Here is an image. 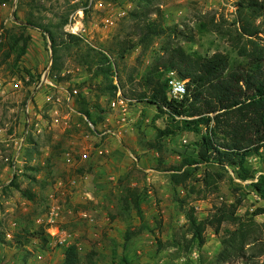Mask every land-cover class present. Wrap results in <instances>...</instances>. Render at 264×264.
<instances>
[{
	"label": "rangeland",
	"instance_id": "1",
	"mask_svg": "<svg viewBox=\"0 0 264 264\" xmlns=\"http://www.w3.org/2000/svg\"><path fill=\"white\" fill-rule=\"evenodd\" d=\"M257 1L262 4V17L252 22L261 32L255 41L264 47V0ZM239 2L0 0L1 82L8 84L19 70L31 77L42 74L53 59L49 35L28 26V18L65 37L71 15L82 11L84 45L111 55L118 64L123 95L135 101L122 123L110 111L114 93L105 90L104 76L81 65L78 46H61L62 74L66 73L61 84L78 94L72 102L59 95L64 120L28 146L18 189L5 191L11 183V165L0 161V264H62L66 248L73 244L83 264H264V213L255 215L264 210V200L250 187L252 181L243 182L230 169L211 166L208 169L213 173L223 174L218 192L207 196L201 193L199 180L204 167L186 187L175 188L168 170L181 165L184 156L192 155L191 147L200 135L182 132L163 138L159 150L151 149L148 144L155 142L157 130L165 129L171 121L155 107L134 99L144 91L143 76L169 46L202 56L223 53L242 60L236 49L240 42ZM66 17L68 21L62 26ZM148 23L166 28L165 34L143 36L142 29ZM21 36L30 40L15 68L14 56L3 60L13 38ZM124 40L139 44L120 60L119 42ZM27 95L26 90L0 93V126L7 129L8 136L21 124ZM80 95L93 112L95 125L80 114ZM107 130L112 133L105 134ZM10 149L5 146L2 151L9 155ZM248 163L255 171V181L264 176V149L261 156L250 158ZM27 166L39 168V172L27 170ZM130 189L140 194L141 216L132 206L127 207L125 198ZM26 191L31 197L25 195ZM238 201L240 224L225 222L219 234L208 228L202 247L191 242L192 235L187 231L191 213L197 222H203L216 207ZM240 228L245 237L243 250H237L234 243L230 245L233 233ZM40 232L47 242L33 237ZM49 232L66 234L67 238L61 244ZM128 233L131 238L127 241Z\"/></svg>",
	"mask_w": 264,
	"mask_h": 264
},
{
	"label": "trees",
	"instance_id": "2",
	"mask_svg": "<svg viewBox=\"0 0 264 264\" xmlns=\"http://www.w3.org/2000/svg\"><path fill=\"white\" fill-rule=\"evenodd\" d=\"M238 6L239 38L240 42L241 39H245V42L241 44L239 42L236 49L242 60H233L223 53L202 56L197 52H187L179 46H169L164 49L163 56L143 76L144 91L136 94L134 99L155 107L161 115L167 116L171 121L165 129L157 130L155 142L148 144L151 149L159 150L163 138L174 137L182 132H195L200 135L199 141L191 147L192 155L184 156L181 165L168 170L171 172L170 180L175 188L186 187L187 181L197 175L200 167H204L202 178L199 180L203 187L201 193L207 196L218 192L223 174L213 173L208 169L216 166L224 171L230 169L236 178L243 182L252 181L250 187L264 200V176H259L255 181V171L248 163L250 158L261 156L264 149V47L255 41L261 32L252 22L262 17L263 8L257 0H241ZM67 21L68 17L64 19L62 26H65ZM34 23L30 18L26 20L28 26L38 28L49 35L53 58L51 71L52 74L59 76L60 83L64 79L61 76L63 67L59 57L60 48L63 45L68 47L75 45L79 48L81 65L88 71L89 69L98 71L97 76L103 75L106 81L105 90L113 95L115 86L112 77L118 72V64L106 50L84 45L79 37L71 34H65L63 37L49 27ZM142 31H145L143 36L147 34L161 36L165 34L166 28L148 23ZM29 40V37L22 36L13 38V44L3 62L14 56V67L17 68L27 52ZM141 42H144V39ZM138 44L128 40L120 41V60H124L127 52L135 49ZM171 71H175L179 79L186 84V94L180 101L169 100L168 97L167 74ZM19 74L20 77L24 74L29 75L22 70H19ZM78 100L80 114L95 125L96 118L87 107L84 97L80 95ZM32 137V135L28 137L30 144L33 142ZM186 166L189 168L185 169ZM26 169L39 172V168L27 166ZM17 179L15 176L10 185L5 187V191L13 187L18 189ZM26 193L27 197H31L30 192ZM125 202L127 207L132 206L138 215H142V200L136 190H127ZM239 203L240 201L235 205L222 204L216 207L215 212L203 222H197L191 213L187 230L192 235L191 242L193 240L202 247L208 228H213L215 233L219 234L225 222L240 224L241 218L236 215ZM261 212L264 213V210H259L255 215ZM2 235L0 233V237ZM36 235L47 242L43 232L35 233L33 237L36 238ZM233 235L230 245L234 243L237 250H243L244 232L240 228ZM130 238L131 235L128 233L126 240ZM62 264H83L76 245L66 248Z\"/></svg>",
	"mask_w": 264,
	"mask_h": 264
},
{
	"label": "built area",
	"instance_id": "3",
	"mask_svg": "<svg viewBox=\"0 0 264 264\" xmlns=\"http://www.w3.org/2000/svg\"><path fill=\"white\" fill-rule=\"evenodd\" d=\"M82 17V11L71 15L69 22L66 25V31L68 34L84 39L83 37L86 33V30L84 29L81 21ZM109 21L110 20H107L106 22ZM52 65L53 61L51 59L45 71L42 74L35 76L34 79L30 78L29 75L24 74L23 77L15 75L10 79V81H8V84L0 81L1 94L5 95L9 91H13L15 93L24 90L28 91V99L22 111L23 128L21 133L13 132L8 136L7 129L0 126V137H4L6 141H11L15 149L14 152H16L11 159H7V162H10L11 166L13 165V167L17 164V160L19 159L18 155L27 143L28 137L31 133L36 135L43 134L46 131L56 128L60 122L64 120L63 115L59 110L62 102V98L59 97V95H65L67 97V101L72 102V100L78 94L77 90L69 92V90L58 81L59 76L52 74ZM65 75L66 73L62 74L61 76L63 77ZM168 79L169 100H182L186 94L185 82L179 79L175 71H171L168 74ZM112 80L115 86V91L114 96L109 103V108L112 113H116L119 116V119L122 123H125L126 117L129 114L130 105L134 104L135 101L128 99L123 95L122 89L119 85L117 72L113 75ZM38 94L44 95L45 105L49 106L48 111H45L46 113L43 109L38 107L36 100V96ZM110 133H112L110 130L105 132V134ZM84 158H87V155H84ZM53 214L54 213H52V215ZM51 221H53V219ZM52 229L54 228H51V230ZM49 233L52 237H56L58 242L61 244H63L67 238L66 234H62L61 236V233H59L56 236L55 233Z\"/></svg>",
	"mask_w": 264,
	"mask_h": 264
},
{
	"label": "crops",
	"instance_id": "4",
	"mask_svg": "<svg viewBox=\"0 0 264 264\" xmlns=\"http://www.w3.org/2000/svg\"><path fill=\"white\" fill-rule=\"evenodd\" d=\"M50 53L52 55L51 49H50ZM29 77L31 78V76H29ZM36 100H37V103H38V107L39 108L43 109L44 111H48V109H49L48 107L49 106L45 105L44 95H39L38 94L36 96ZM12 113H15V110H12ZM19 122H21V124H19V126H18L17 129L14 128V130H13V132L15 131L14 133L18 132L17 130H19V133H21V131H22V128H23V126H22L23 125L22 119L21 120L19 119ZM46 132H48V131H46ZM31 135L33 136L32 137V140L35 141V139H36L35 137H38V136H40L42 134L36 135L34 133H31L30 136ZM29 145H30V142L28 141L25 144V146L23 147V149L21 150L20 154L18 155L19 156V159L17 160V164L14 167L12 165L11 167L8 168L12 172V178H11L10 182L13 180V178L15 176L18 178L17 181L19 180V175H20L19 173L22 172V170H21L20 167H21V164L23 163V161H25V159H26L25 158V153H26V150H27V148H28ZM5 146L8 147V148H12V150L10 149L11 151H10V154L9 155H5L3 153V151H2V148L4 149ZM13 149H14V147H13L11 141H6V139L4 137H0V161H2L4 163H9L10 164V162H7V159L8 158L11 159L13 157V155L16 153V152H14L15 149H14V151H13Z\"/></svg>",
	"mask_w": 264,
	"mask_h": 264
}]
</instances>
